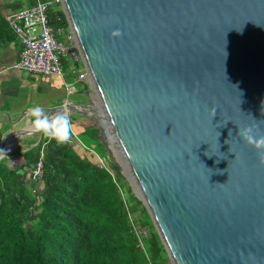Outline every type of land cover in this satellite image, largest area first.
Instances as JSON below:
<instances>
[{
  "label": "water",
  "instance_id": "1",
  "mask_svg": "<svg viewBox=\"0 0 264 264\" xmlns=\"http://www.w3.org/2000/svg\"><path fill=\"white\" fill-rule=\"evenodd\" d=\"M60 2L87 99L46 113L97 129L168 264H264V165L237 134H264V0Z\"/></svg>",
  "mask_w": 264,
  "mask_h": 264
},
{
  "label": "trees",
  "instance_id": "2",
  "mask_svg": "<svg viewBox=\"0 0 264 264\" xmlns=\"http://www.w3.org/2000/svg\"><path fill=\"white\" fill-rule=\"evenodd\" d=\"M47 15L52 28H67L61 10ZM73 126L79 143L43 137L21 159H0V264H168L97 129ZM40 153L41 177L32 181Z\"/></svg>",
  "mask_w": 264,
  "mask_h": 264
},
{
  "label": "crops",
  "instance_id": "3",
  "mask_svg": "<svg viewBox=\"0 0 264 264\" xmlns=\"http://www.w3.org/2000/svg\"><path fill=\"white\" fill-rule=\"evenodd\" d=\"M30 4L31 0H0V141L8 132L31 125L29 108L39 105L47 112L64 103L65 99L70 101V96L77 93L66 96L64 88V84L72 83L69 81V78H73L70 62L62 63L61 76L44 77L13 69L21 45L6 25L4 17ZM83 121L86 123L88 120L82 118L73 124H90H83ZM29 133L12 140L8 148L4 149L6 156L3 155V158L21 159L24 152L36 146L43 138L32 131ZM72 137L77 138L74 129Z\"/></svg>",
  "mask_w": 264,
  "mask_h": 264
},
{
  "label": "built area",
  "instance_id": "4",
  "mask_svg": "<svg viewBox=\"0 0 264 264\" xmlns=\"http://www.w3.org/2000/svg\"><path fill=\"white\" fill-rule=\"evenodd\" d=\"M60 4V0H31L27 8L4 17L6 25L21 45L18 61L13 69L44 77L61 76L62 63L70 62L74 80L77 83H84L87 73L73 33L68 26L65 31L63 28L54 29L48 24L49 8L55 5L61 7ZM64 88L66 96L76 92L70 83L64 84ZM73 141L78 142L77 138L72 137L67 144ZM40 159L41 153L39 160L30 170L32 181H37L41 177ZM98 166L102 167L100 161Z\"/></svg>",
  "mask_w": 264,
  "mask_h": 264
},
{
  "label": "clouds",
  "instance_id": "5",
  "mask_svg": "<svg viewBox=\"0 0 264 264\" xmlns=\"http://www.w3.org/2000/svg\"><path fill=\"white\" fill-rule=\"evenodd\" d=\"M110 36L117 38L121 32L117 29L110 33ZM31 118V131L47 138L49 142L55 141L57 146L70 143L73 135V122L69 114L58 111L51 115L46 113L42 106H34L28 109ZM258 126H247L238 129L237 134L252 149L260 155V164L264 165V134L254 130ZM0 155L6 156V152L0 149Z\"/></svg>",
  "mask_w": 264,
  "mask_h": 264
},
{
  "label": "rangeland",
  "instance_id": "6",
  "mask_svg": "<svg viewBox=\"0 0 264 264\" xmlns=\"http://www.w3.org/2000/svg\"><path fill=\"white\" fill-rule=\"evenodd\" d=\"M61 9V7H59V6H52L51 7V11H59ZM65 31H67V28H65ZM67 79V78H66ZM69 81L70 82H72L71 84H73L72 86H73V88L75 89V91L77 92V93H75V94H72V96H70V98H69V100L70 101H75V102H78V101H86V99H87V96H86V94H85V92L83 91V85H85V83L84 84H81V83H77L75 80H74V78H69ZM88 90H89V87L87 86L86 87ZM71 118H73V123L74 122H76V121H78V120H80V119H82V118H80V117H78V116H74V115H71L70 116ZM84 120V119H83ZM86 123H90L89 121H87ZM84 121H83V124H86ZM87 125V124H86ZM73 129H74V126H73ZM75 130V129H74ZM101 144V143H100ZM101 146H102V144H101ZM102 148H103V150H104V152H105V154L107 155V153H106V151H105V149H104V147L102 146ZM107 157H108V155H107ZM126 180V182L128 181L127 179H125ZM128 183V182H127ZM129 184V183H128ZM131 185V184H130ZM129 185V186H130Z\"/></svg>",
  "mask_w": 264,
  "mask_h": 264
},
{
  "label": "bare ground",
  "instance_id": "7",
  "mask_svg": "<svg viewBox=\"0 0 264 264\" xmlns=\"http://www.w3.org/2000/svg\"><path fill=\"white\" fill-rule=\"evenodd\" d=\"M28 131H31V125L26 128ZM110 148L112 149L113 153L115 154V146L113 143L111 144Z\"/></svg>",
  "mask_w": 264,
  "mask_h": 264
}]
</instances>
